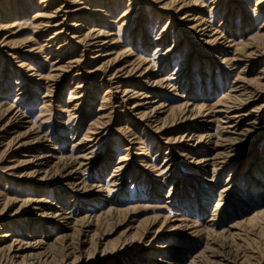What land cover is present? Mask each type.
<instances>
[{
    "label": "rangeland",
    "instance_id": "374dc122",
    "mask_svg": "<svg viewBox=\"0 0 264 264\" xmlns=\"http://www.w3.org/2000/svg\"><path fill=\"white\" fill-rule=\"evenodd\" d=\"M258 1L0 0V215L13 225L12 236L0 237V248L20 251L11 264H149L163 255L151 254L152 246L182 242L185 254L166 255V261L183 254L188 262L199 253L211 259L205 247L215 236L229 256L264 264V36L246 45L264 33V0ZM39 18L47 25L41 27ZM77 22L79 35L97 29L112 33L98 51L108 55L93 57L97 47L70 39ZM62 28L69 30L56 43L71 42L50 52L47 38ZM142 31H148L147 41ZM160 35L162 40L154 41ZM221 35L216 48L212 38ZM166 50L170 64L160 70ZM76 59L79 63L71 62ZM148 64L150 81L163 82L147 83ZM29 65L34 69L27 71ZM98 65L101 70H94ZM178 68L189 73L176 82L173 77L182 72L172 73ZM240 77L250 83L243 82L248 89L229 91L234 84L241 89ZM123 88L132 91L123 96ZM227 92L246 101L243 112L255 109L258 120L233 119L228 127L215 104ZM133 103L141 104L132 108ZM197 107L199 114L189 115L187 109ZM151 109L150 121L140 118ZM14 113L24 125L5 131ZM190 132L209 137L204 144L196 136L180 140ZM35 137L47 140L39 148L23 146ZM227 137L239 142L229 149ZM39 155L45 156L41 167ZM201 157L208 160L198 164ZM122 160L127 170L115 184L112 166ZM61 204L68 205L66 218L50 217ZM89 215L100 218L87 227ZM34 225L38 228L26 236ZM229 227L234 236L222 232ZM63 244L77 249L63 254ZM47 245L60 251L52 259L43 257ZM0 252V264H10L7 252Z\"/></svg>",
    "mask_w": 264,
    "mask_h": 264
},
{
    "label": "bare ground",
    "instance_id": "6f19581e",
    "mask_svg": "<svg viewBox=\"0 0 264 264\" xmlns=\"http://www.w3.org/2000/svg\"><path fill=\"white\" fill-rule=\"evenodd\" d=\"M235 1H238V0H235ZM43 2H44V0H40V5H42L43 4ZM241 2V1H240ZM259 3H261L262 2V0H259L258 1ZM24 6H22V8L20 7V11L22 12V13H25V11H27V10H25V8H23ZM101 9V8H100ZM47 10V9H46ZM101 12V11H100ZM103 13H106V14H108L109 13V11L107 10V9H105L104 10V12ZM127 12L125 11V12H123L122 14H121V16H122V19H124V16H127ZM40 16H42V15H40ZM48 16V15H47ZM98 16V15H97ZM224 19V18H223ZM229 19V22L231 23V20H230V18H228ZM40 22H41V24H42V26L41 27H43L44 25H47V23H45V19H38ZM107 20V19H106ZM79 21V20H78ZM110 21V20H109ZM226 21V19L224 20V22ZM44 24H43V23ZM246 23V22H245ZM54 26H57V25H54ZM80 26H82L80 23H78L77 22V24H75L74 25V28L72 29V32H71V35H70V39H74V40H76V42H78V43H80L81 45H83L84 47H87V46H90V45H92V46H95V47H97V48H95L94 50H95V55H93V57H103V56H106V55H108L109 53L108 52H102V53H99L98 51H100V49H99V47L100 46H103L104 44H107V40H105L108 36H110L112 33H107L106 31H102V30H98L97 29V31L96 32H92V33H85V34H82V35H79L78 34V32H79V30H77V29H80ZM261 26V25H260ZM245 27V24L243 25V27L242 28H244ZM38 28H39V26H38ZM43 30H45V29H43ZM43 30L42 29H40V31L39 32H43ZM67 30H69V29H67V28H62V29H60V30H55L54 32H53V34L50 36V37H48L47 38V43L49 44L47 47L49 48L48 50L51 52V51H54V52H56V50H57V52H60V51H58L59 49L58 48H61V47H64V46H66V44H67V42L68 43H70L71 41H67L66 42V40L65 41H63V43H56L57 42V40H58V35L61 33V32H63V31H67ZM87 31H90V30H87ZM142 35H143V39L145 40V41H147V39H148V37H150V35L148 34V31L147 32H145V31H142ZM258 36L259 37H255V38H253L252 39V42H250V43H246V45H251V44H253V42H256L257 41V39H262L263 38V36H264V33H259L258 34ZM212 37H213V35H212ZM223 37V35H221L220 37H217V36H215L214 38H212L213 40H212V42H215V44H216V48H219V44L221 43L220 41H218V39L219 38H222ZM162 38L163 37H161V35L160 36H157L156 37V39H154V41H156V42H158V41H161L162 40ZM110 39H114V38H110ZM211 40V39H210ZM254 40V41H253ZM132 41H133V39H132ZM66 42V43H65ZM177 42V41H176ZM218 42V43H217ZM56 43V44H55ZM114 43V41L112 40L111 42H110V45H112ZM148 43V42H147ZM162 43V42H161ZM109 45V46H110ZM160 45V43L159 44H156L155 46L156 47H158ZM56 46V48L57 49H55V48H53V47H55ZM29 48V47H28ZM54 49V50H53ZM63 50V49H62ZM168 50H170V49H168ZM168 50H166L165 51V53H163L164 55H162L163 56V58H164V56H165V59H162L164 62L159 66V68H160V70H164V68H166L167 67V65L169 66V64H170V60H167V52H168ZM191 49L187 52V56H190L191 55ZM246 51H244L243 53H245ZM253 51H250V52H248L247 53V55L248 56H250L249 55V53L251 54ZM186 56V57H187ZM201 61V60H200ZM222 61H226V57H224L223 59H222ZM72 63H79V61H78V59H76V60H74V61H71ZM184 62H186L185 60H183L181 63H184ZM206 64H208L209 66H211L212 64L211 63H206ZM31 65H29V67H30ZM67 66V65H66ZM65 66V67H66ZM69 66V65H68ZM152 66L153 65H151V64H148V65H146L145 66V68H144V71H143V74H146V75H148V76H146L147 77V83H150L149 85H153V86H155L156 84H159V83H161V82H163V78H160V79H156V80H152V81H150L151 80V78H153V76L151 75L152 73H149L148 72V70H150V69H152ZM101 67H102V65H98L94 70H101ZM245 67H246V65H245ZM181 68V67H180ZM205 68H207V67H205ZM34 68L31 66L27 71H30V70H33ZM133 69V68H132ZM204 68L202 67V68H200L199 70H200V72H201V74H206L205 73V70H203ZM242 69V68H241ZM57 70H60V69H57ZM176 71L175 72H173L172 74H179L180 72H182V71H179L180 69L178 68V69H175ZM243 70H245V68H243L242 69V71ZM130 69H128L127 70V72L128 73H130ZM188 73L189 72H187V70H184L182 73H180L179 75H177L176 77H173V79H175L176 80V82H177V79L179 78H181V77H185V78H187V76H188ZM57 76V74L54 76V75H52L51 74V78L52 77H56ZM152 76V77H151ZM241 78V80H240V82L242 81V85H240L239 84V86H241V89L239 90H236L235 88L237 87V88H239L238 86H236L235 84H234V86H233V88H231L229 91H233V92H236V91H239V93L241 94V92L242 91H245L246 89H248V87L250 86V83L248 82V81H246L245 80V77H240ZM189 79V78H188ZM243 82L244 83H247V86L244 88V87H242L243 86ZM164 83H165V81H164ZM163 83V84H164ZM193 82H191V84H192ZM237 83H239V82H237ZM22 84V83H21ZM193 85H195V84H192L191 85V87H192V89H194L193 88ZM199 85H201V83L199 84ZM24 86V85H23ZM79 86V85H78ZM82 86V85H81ZM165 86H169V82L167 81V83L165 84ZM21 88V87H20ZM24 88H25V86H24ZM245 89V90H244ZM132 90H129L128 88H123V96H127L130 92H131ZM152 91L150 90L149 91V93H151ZM149 93H143V98H149L150 97V95H149ZM139 94H141V93H139ZM193 94H195V93H191V95H193ZM239 94V95H240ZM17 95H18V93H17ZM17 95L15 96V97H17ZM245 100V99H244ZM241 103H240V102ZM147 102V101H146ZM245 102L246 101H241L240 99H239V96H237V94L236 93H233V94H230V93H225V99L224 100H222V99H218L217 101H216V105L217 106H220V107H222L221 109H219L220 110V112H223L224 113V116H225V122L227 123V125H228V127H232L233 126V124H231V120H233V119H236V121H239L240 119H242V118H244V117H246L247 116V118L246 119H249V118H252L251 120L252 121H250L251 122V124L252 123H255L257 120H258V116L257 115H259V113L257 114V112L256 111H254V110H248L247 112H243L242 110H241V107H242V105L243 104H245ZM141 103H133L132 104V108H136V107H138L139 105H140ZM156 106H159V107H161L162 106V104L159 102ZM155 109H156V107H154ZM181 108H183V109H185L186 110V104H184V105H181ZM195 109H196V106L194 107ZM195 109H194V112H193V110H190V109H187V112L188 113H190L189 115H198L199 114V112H200V110L201 109H199V107H197V111L195 112ZM253 109V108H252ZM257 109V108H256ZM179 110H180V108H179ZM259 111V110H258ZM154 112V109H151V112H147L146 113V111H142V112H140L139 113V116H140V118L141 119H145L146 118V120L148 121H150L151 119H150V117H152V113ZM254 112H256V114L254 113ZM228 114V115H227ZM23 115V114H22ZM188 116V115H187ZM187 116H185V118H187ZM181 116H179V118H180ZM145 120V121H146ZM154 122V121H153ZM23 125H24V122H23V117H21L19 114L17 115V114H13L11 117H10V119H9V121L6 123V130L5 131H17V129H19V128H21V127H23ZM77 128H78V126H76V127H74V128H72V130H74V132L71 130L69 133H75V131L77 130ZM26 132L27 131H24V132H20L19 134H26ZM18 134V135H19ZM197 137V142L198 143H203L204 144V141H205V137H209V134L208 135H206V134H203V135H200V136H198V135H195L194 133H192V132H190V133H187V134H182L181 135V137H180V140L181 141H183L184 140V137H187V140L186 141H190V140H192V138L193 137ZM44 138V137H43ZM42 137H35L34 139H32V141H30L29 143H22L23 144V146H25V145H30V144H33L36 148H39L38 146H40V145H43L42 143L43 142H45L47 139H43ZM64 138L65 139H69V134L68 135H66V136H64ZM71 138V137H70ZM227 140L226 141H228V143L230 144V145H228L227 147L230 149L231 148V146L234 144V143H238L239 142V139L237 140L236 138H233V137H227L226 138ZM87 140H89V139H87ZM216 141V140H215ZM137 142V141H136ZM135 141L134 142H132L133 143V145H134V147H132V149H137L138 148V145H137V143H136ZM77 144H79V141H77L76 142ZM22 144H20V145H22ZM34 146H30L29 147V149L31 150V149H33V147ZM140 147H142V146H140ZM52 149H55V147H53ZM19 151H24V147L20 150V149H18ZM234 150V149H233ZM134 153H136V152H134ZM134 153H132V155L134 154ZM127 155H129V156H131V154L130 153H127ZM45 156H48V154L47 155H45ZM45 156H42V155H39V156H37L36 158H37V161H39L37 164V166L38 167H41V166H43L44 165V163H45V161L42 159L43 157H45ZM79 157H81L82 159L83 158H85V155H80ZM87 158V157H86ZM85 158V159H86ZM128 159H130V158H124L123 160H128ZM131 159H133V158H131ZM36 160V159H35ZM118 161L117 162V164H115V165H113L112 166V173H111V177H112V182H117V183H115V184H119V182H120V184H121V182L122 181H120L122 178H124L123 177V174L125 173V171L127 170V161ZM165 160H167V158H165ZM208 159L206 158V157H201V158H199L196 162H198V164H203V163H205L206 161H207ZM216 162V161H215ZM69 163V162H68ZM68 163H62L63 165H65V166H67L68 165ZM167 164V163H166ZM79 165V164H78ZM202 166V165H201ZM168 167V166H167ZM166 167V168H167ZM66 168V167H65ZM39 169H41V168H39ZM170 170V169H169ZM121 171V172H120ZM44 172V175L43 176H41V178H43L44 176H45V174L47 173V170H44L43 171ZM72 171H70L68 174L70 175V173H71ZM122 174V175H121ZM127 174V173H126ZM114 185V183H111V185ZM68 185L70 186V187H73V188H76V187H78V183L76 184V183H74V182H69L68 183ZM117 186V185H116ZM96 188H99L100 186L99 185H96L95 186ZM82 188L83 189H85L86 188V186L85 185H83L82 186ZM156 188L158 189L159 187H157L156 186ZM102 189H103V187H102ZM77 190V189H76ZM99 192V191H98ZM189 197V196H188ZM220 199V198H219ZM188 199H187V197H185L184 199H183V203L184 202H186ZM31 201H33V200H31ZM35 201L36 202H39L40 200H36L35 199ZM24 202L25 203H28L29 202V200L28 199H26V200H24ZM189 202V201H188ZM221 202H220V200H218V202L216 203V206H218V205H221L220 204ZM67 206L68 205H60V206H55L56 207V209H54V211L52 212V214L50 215V217H52V218H54V217H56L57 219H59V218H66V214H69L70 213V211H66L65 209H67ZM54 207V208H55ZM186 207V206H185ZM182 208H183V206H182ZM204 209V208H203ZM0 214H1V211H0ZM262 214H264L263 212H262ZM261 214V215H262ZM100 215V214H99ZM96 215H89V216H87V217H85V221H86V226L87 227H89L90 226V223L93 221H97L98 222V220H99V218L100 217H95ZM101 216V215H100ZM251 219V218H250ZM248 220V219H247ZM250 221V220H249ZM248 221V222H249ZM96 222V223H97ZM152 223V224H151ZM149 225H148V227H150L151 225H153V222H151ZM180 226L179 227H187V225H183L182 224V222H180V224H179ZM13 225H8L7 224V222L2 218V216L0 215V237L1 238H7V237H9V236H12V232L10 233V231H11V229H13V227H12ZM19 226H21V225H19ZM162 226V224L159 226V227H161ZM147 227V228H148ZM5 228H8V229H6L5 230ZM34 228V229H33ZM29 227L28 229H26V236H28V235H30V234H28V233H32L33 234V232L36 230V228H38V227H36L35 225H34V227ZM149 229H152V227L151 228H149ZM230 227L228 228V229H226V230H223L222 232H224V233H227V235H229V236H234V235H232L233 234V232H230ZM157 231H159V230H161L160 228H158V229H156ZM172 230V229H171ZM42 233H44V228H42L41 230H40ZM162 231V230H161ZM221 232V233H222ZM81 233H83V231H81ZM157 233V232H156ZM214 234V233H213ZM60 239H61V241H63V239H65L64 238V236H58ZM90 237H92V236H90ZM222 237V236H221ZM234 240V239H233ZM1 242H2V240H0ZM0 242V243H1ZM3 242H5L4 240H3ZM82 242V241H81ZM177 242V241H176ZM211 245H209V246H206L205 247V249H207V250H209V252H210V254H209V256L210 257H212L211 259L210 258H207V257H203V253H199L198 255H196V257L195 258H192V259H189V261L188 262H186V260H183V258H182V255L183 254H185V253H183L181 250L183 249L184 250V248H183V245L185 246V242H182V243H178L177 245H172V244H164V245H160V244H155L154 246H152V252H151V254H159V253H162L163 255L162 256H155V258H153L154 260H149L150 259V256H146V258L144 259L145 261H147V260H149L148 261V263L149 264H163V263H165V264H179V263H181V264H228V263H230V264H251V263H247L246 261H245V259L243 258L242 260H239L238 261V259L235 257V255H233V256H229V254H231L230 252H229V254H228V252L227 251H224V249L221 247V245H220V243L218 244V242H217V237L215 236L214 238H211ZM67 244V243H66ZM50 246V245H49ZM48 245L47 246H45V248H44V250H43V252H42V254H43V257H45L46 259H48V258H53L54 256H55V254H57V252H60V251H56L55 249H57V248H51V247H49ZM4 248H0V251H6L7 252V254H8V259L10 260V264L14 261V258L15 257H17V256H19V252L20 251H18V249H16L17 251L16 252H11V248L9 247H6V246H3ZM175 248L176 249V251L175 250H171V248ZM62 248H63V254H65V252L67 251V250H69L70 251V253L71 252H73L75 249H77V246H75V245H70L69 247H67V245H62ZM168 248H170V250H168ZM166 249V250H165ZM204 249V250H205ZM61 250V249H60ZM77 251V250H76ZM180 251V253H183L182 255H178V256H175L174 258H172V259H174L173 260V262L170 260H168V261H166L165 259V257H167L166 255H173L174 253H175V255H177L176 254V252H179ZM187 252V251H186ZM200 252H202V251H200ZM1 253V252H0ZM4 253L5 252H3V255H4ZM149 254V253H148ZM147 254V255H148ZM5 255H6V253H5ZM259 255V254H258ZM2 256V255H1ZM3 257V256H2ZM164 257V258H163ZM190 257V256H189ZM263 257V256H262ZM6 258V257H5ZM169 259V258H168ZM237 259V260H236ZM255 260V259H254ZM256 261V260H255ZM7 263V262H6ZM24 263V262H23ZM256 263V262H255Z\"/></svg>",
    "mask_w": 264,
    "mask_h": 264
}]
</instances>
